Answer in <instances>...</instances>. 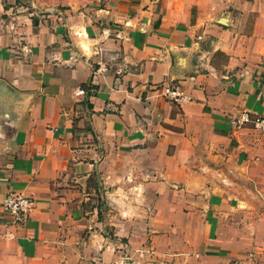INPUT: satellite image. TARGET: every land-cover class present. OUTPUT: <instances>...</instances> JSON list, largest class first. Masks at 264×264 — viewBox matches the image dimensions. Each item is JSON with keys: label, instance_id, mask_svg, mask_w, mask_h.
<instances>
[{"label": "crops", "instance_id": "1", "mask_svg": "<svg viewBox=\"0 0 264 264\" xmlns=\"http://www.w3.org/2000/svg\"><path fill=\"white\" fill-rule=\"evenodd\" d=\"M12 1L0 264H264V133L229 124L264 116V0Z\"/></svg>", "mask_w": 264, "mask_h": 264}, {"label": "built area", "instance_id": "2", "mask_svg": "<svg viewBox=\"0 0 264 264\" xmlns=\"http://www.w3.org/2000/svg\"><path fill=\"white\" fill-rule=\"evenodd\" d=\"M169 102L179 104L186 100L183 96L179 86L175 85H163L159 88ZM84 91L79 89L77 95H83ZM231 126L235 129H244L247 126L259 133H264V116H252L248 111L243 110L239 115L229 120ZM223 185H228L225 180H221ZM34 207V201L31 198L24 197L22 195L9 194L5 196L2 201V208L13 219L17 220L22 216H27L31 213ZM251 256V255H250ZM229 264H241L240 260L233 261Z\"/></svg>", "mask_w": 264, "mask_h": 264}, {"label": "rangeland", "instance_id": "3", "mask_svg": "<svg viewBox=\"0 0 264 264\" xmlns=\"http://www.w3.org/2000/svg\"><path fill=\"white\" fill-rule=\"evenodd\" d=\"M12 1V0H11ZM13 2V1H12ZM16 3V6H17V10H20V12L22 13L23 11L25 13H29V12H32V19H33V22L35 23L37 20H46L47 19V15L48 14H51L52 10H47L45 12V9L42 8V7H39L37 4L33 3V0H15ZM19 2V3H18ZM19 6V7H18ZM16 10V9H15ZM56 12H54L53 14H55ZM58 13V11H57ZM233 118V117H231ZM230 118V119H231ZM229 119V120H230ZM230 124V122H229ZM231 125V124H230ZM259 133V132H258ZM99 198V197H98ZM97 197H95V199H98ZM96 204V202H95Z\"/></svg>", "mask_w": 264, "mask_h": 264}]
</instances>
